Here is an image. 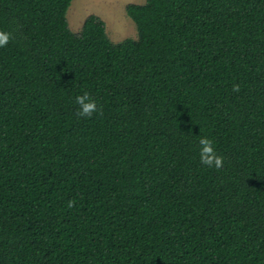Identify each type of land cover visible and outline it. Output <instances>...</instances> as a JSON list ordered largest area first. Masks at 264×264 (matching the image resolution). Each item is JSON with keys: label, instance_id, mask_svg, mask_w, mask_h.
Listing matches in <instances>:
<instances>
[{"label": "trees", "instance_id": "obj_1", "mask_svg": "<svg viewBox=\"0 0 264 264\" xmlns=\"http://www.w3.org/2000/svg\"><path fill=\"white\" fill-rule=\"evenodd\" d=\"M70 2L0 0V264H264V0Z\"/></svg>", "mask_w": 264, "mask_h": 264}, {"label": "rangeland", "instance_id": "obj_2", "mask_svg": "<svg viewBox=\"0 0 264 264\" xmlns=\"http://www.w3.org/2000/svg\"><path fill=\"white\" fill-rule=\"evenodd\" d=\"M145 0H71L66 20L72 32H78L88 14L98 15L105 24V32L112 41L137 36L136 26L125 12V4L143 3Z\"/></svg>", "mask_w": 264, "mask_h": 264}, {"label": "clouds", "instance_id": "obj_3", "mask_svg": "<svg viewBox=\"0 0 264 264\" xmlns=\"http://www.w3.org/2000/svg\"><path fill=\"white\" fill-rule=\"evenodd\" d=\"M11 39V33L7 31L0 30V47H5L8 45ZM240 86L238 84H233L232 91L238 92ZM76 104L79 106V111L77 115L80 117H91L93 113H98L100 109L97 103L91 99L87 92L79 95L75 98ZM200 145L199 159L202 165L209 168L220 169L223 167L224 158L217 154L214 149L213 141L207 137H201L198 141ZM68 207H73V202L69 201Z\"/></svg>", "mask_w": 264, "mask_h": 264}]
</instances>
